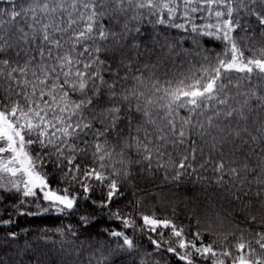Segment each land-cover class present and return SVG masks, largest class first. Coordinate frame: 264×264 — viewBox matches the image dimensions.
<instances>
[{
  "label": "snow or ice",
  "instance_id": "6c2138e0",
  "mask_svg": "<svg viewBox=\"0 0 264 264\" xmlns=\"http://www.w3.org/2000/svg\"><path fill=\"white\" fill-rule=\"evenodd\" d=\"M234 3L246 6L244 0H31L24 9L25 16L32 14L27 24L31 31L22 27L13 31L0 20V202L9 196L20 197L13 210L29 217L52 210L65 217L76 215L81 202H90L95 210H107L129 228L135 221L125 217L119 207L113 211L118 198L124 197L119 177L127 180L138 165L142 171L161 173L179 188L185 177L197 172L198 142L211 137L212 148L217 149L218 143L226 144L223 124L235 121V135L240 136L244 129L239 124L247 122V113L252 111L250 100L255 98L258 107L264 108V95L258 96L251 87L247 92L240 90L244 81H264V48L258 55L246 57L234 41L232 34L239 25L232 18ZM161 12L165 13L162 18L158 16ZM204 12L209 19L215 17L216 23L201 27L192 23L193 14ZM11 15L15 19L20 13ZM148 16H156V24L185 31L190 27L193 33L220 39L230 47L217 56L214 66L210 63L178 82L161 83L158 77L145 80L140 69L133 71L125 41H135L133 30L136 34L141 31L130 23ZM181 17L182 23L174 22ZM259 23L264 26V16ZM132 47L138 49L139 45L133 43ZM234 73L239 75L234 77ZM231 87L236 88L235 95H230ZM210 162L211 155L199 169ZM260 167L257 173L247 157L243 167H231L227 191L243 203L255 183V197L264 207V165ZM213 171L219 174L217 183H229L225 180V153H220ZM57 173L68 186L60 187V181L53 186ZM90 181L106 188L102 199H92L95 189ZM29 203L36 211L25 207ZM94 215L81 213L79 225L88 227ZM141 219L142 230L156 234L157 238L148 237L153 251H166L183 264H264V232L255 234L259 254L243 238L234 250L226 246L218 252L215 241L204 244L199 228L189 232L187 226L155 214ZM12 222L11 217L0 218V226ZM67 228L76 235L70 224ZM161 229L170 230L168 238ZM56 231L63 236L65 228ZM107 234L121 238L122 243L109 245L102 262L118 264L120 254L136 245L123 231ZM16 235L9 233L13 238ZM103 248L101 244L98 251Z\"/></svg>",
  "mask_w": 264,
  "mask_h": 264
},
{
  "label": "trees",
  "instance_id": "16d2710c",
  "mask_svg": "<svg viewBox=\"0 0 264 264\" xmlns=\"http://www.w3.org/2000/svg\"><path fill=\"white\" fill-rule=\"evenodd\" d=\"M30 2L31 0H0V10H2L0 20L5 22L4 27L13 31L21 27L25 31H31L27 24L31 22L32 14L31 12L27 16L24 14V9L29 8ZM244 3L246 6L235 3L232 5L235 9L232 18L239 21L232 35L245 56L251 57L258 55L260 49L264 48V26L259 23L260 17L264 16V3L260 0H253L252 3L244 0ZM14 11L20 13V16L15 19L11 15ZM164 15V12L158 14L161 18ZM193 15L195 19L192 23L198 27L216 23L215 17L209 19L207 12ZM156 19V16H148L139 23L131 22L130 27L134 29L138 26L141 31L136 34L133 30L132 35L136 36L135 41H131L130 38L129 41H125L128 44L125 52L132 60L133 71L140 69L145 80L158 77L161 83L169 80L178 82L190 77L198 69L202 71L203 68L209 67L210 63L214 66L217 56L225 52L226 46L230 47L220 39L193 33L190 27L185 31L169 27L167 24H156ZM123 22L121 19L120 23L123 24ZM174 22L182 23L183 18H177ZM105 25L108 26L106 21ZM133 43L138 44L139 48L134 49ZM137 51L141 53L140 56L136 55ZM101 55L103 56L104 53ZM107 55L111 57V51ZM205 57L208 59L206 60ZM109 63H112L111 59ZM238 75L233 74L234 77ZM249 87L255 90L258 96L264 95V81L257 78L244 81L240 90L247 92ZM229 93L235 95L236 88L231 87ZM249 103L252 111L247 113V122L241 121L239 124V127L244 129L240 136L235 135V129L238 126L235 121L230 124H223L222 121L226 144L218 143L217 149H213L212 138L208 137L207 142L200 141L195 145L197 172L185 177L179 188L165 180L161 173L142 171L138 165L133 166L127 180L123 176L119 177L123 185L124 197L118 198L117 203L113 205V211L117 207L123 209L125 217L135 221L132 227L124 228L121 220L109 216L107 210H95L90 202L88 204L81 202L80 212L67 217L57 214L55 210L35 217L19 216L12 205L17 203L20 197L9 196L7 200L0 202V218L11 217L14 222L0 226V264H109V261L102 262V256H108V246L115 247L117 242L122 243L121 238L107 234L113 230L123 231L136 245L135 248L120 254L118 264H183L166 251H153L148 237L157 238L156 234L142 230L141 219L142 215L153 214L161 219H171L177 226H187L189 232H195L199 228L203 234L204 244L215 241L214 246L218 252L226 246L234 250V246L241 242V238L245 243H250L258 249L255 244L257 238L255 234L264 232V222H262L264 207L255 197L257 186L253 183L252 194L243 203L227 191L231 187V167H243L246 157L249 165L257 173L261 172L260 165H264V158H262L264 108L258 107L255 98ZM230 133L231 139L228 138ZM213 135H216V130L213 131ZM221 152L225 153L226 158L225 180L229 182L226 185L217 183L219 174L213 171ZM209 155L212 157V162L205 169H199V164H203ZM233 159L235 163L232 162ZM115 166L121 167L119 164ZM57 181H60L59 186L62 188L68 186L61 180L58 173L53 180V186H56ZM90 183L95 189L90 194L92 199H102L106 188L96 181H90ZM72 187L82 192V188L77 185ZM32 199L34 198H29V200ZM17 207H19L18 204ZM25 207L36 211V206L31 203ZM85 211L95 212L94 219L90 220L86 228L81 227L78 222L79 215ZM253 216L256 218L254 221L251 219ZM197 220L200 221L199 225L196 223ZM69 224L76 229V235L68 231ZM60 227L65 228L63 236L56 231ZM160 231L166 233L165 238L170 235L168 229ZM12 232L17 233L14 238L9 236ZM225 236L228 237L227 241L224 240ZM61 241H63L62 244ZM101 244H104V248L98 251ZM259 251L258 249L257 254ZM149 252L152 253L151 256L148 255Z\"/></svg>",
  "mask_w": 264,
  "mask_h": 264
}]
</instances>
